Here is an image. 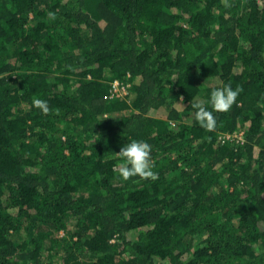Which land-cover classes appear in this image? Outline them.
<instances>
[{
	"label": "trees",
	"instance_id": "1",
	"mask_svg": "<svg viewBox=\"0 0 264 264\" xmlns=\"http://www.w3.org/2000/svg\"><path fill=\"white\" fill-rule=\"evenodd\" d=\"M0 264H264V0H0Z\"/></svg>",
	"mask_w": 264,
	"mask_h": 264
},
{
	"label": "clouds",
	"instance_id": "2",
	"mask_svg": "<svg viewBox=\"0 0 264 264\" xmlns=\"http://www.w3.org/2000/svg\"><path fill=\"white\" fill-rule=\"evenodd\" d=\"M239 89H233L230 85L225 84L218 87L210 93V103L216 112H227L236 102ZM34 105L44 112H47V101L37 99ZM195 113L197 121L202 127L212 130L215 128L216 119L213 112L203 104L196 106ZM120 156L126 161L119 170L122 179L127 180L131 177H139L141 179H157V173L153 171L152 147L143 140H132L123 145L119 152Z\"/></svg>",
	"mask_w": 264,
	"mask_h": 264
},
{
	"label": "built area",
	"instance_id": "3",
	"mask_svg": "<svg viewBox=\"0 0 264 264\" xmlns=\"http://www.w3.org/2000/svg\"><path fill=\"white\" fill-rule=\"evenodd\" d=\"M128 85H124L122 83H120L119 81H113L112 82V86H111V90H110V95H108V97H118L119 95V91L127 89ZM240 135H233L232 137L237 138L236 136H238L237 139H240ZM226 139L230 138V136H224Z\"/></svg>",
	"mask_w": 264,
	"mask_h": 264
},
{
	"label": "rangeland",
	"instance_id": "4",
	"mask_svg": "<svg viewBox=\"0 0 264 264\" xmlns=\"http://www.w3.org/2000/svg\"><path fill=\"white\" fill-rule=\"evenodd\" d=\"M118 97H124L127 99V102H130L132 100V95H128L127 89L119 91ZM238 138V136H236ZM133 234L131 235V237Z\"/></svg>",
	"mask_w": 264,
	"mask_h": 264
}]
</instances>
